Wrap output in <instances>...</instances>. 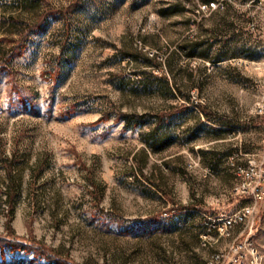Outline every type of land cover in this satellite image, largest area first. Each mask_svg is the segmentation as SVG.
<instances>
[{
    "label": "rangeland",
    "instance_id": "374dc122",
    "mask_svg": "<svg viewBox=\"0 0 264 264\" xmlns=\"http://www.w3.org/2000/svg\"><path fill=\"white\" fill-rule=\"evenodd\" d=\"M258 102L264 0H0V264H206Z\"/></svg>",
    "mask_w": 264,
    "mask_h": 264
},
{
    "label": "built area",
    "instance_id": "2783aa9c",
    "mask_svg": "<svg viewBox=\"0 0 264 264\" xmlns=\"http://www.w3.org/2000/svg\"><path fill=\"white\" fill-rule=\"evenodd\" d=\"M222 5V1H210L202 4L200 8L211 10ZM253 112L264 122V102L256 103ZM257 156L256 159L248 157L235 165L237 181L233 192L249 199L250 202L231 213H222L210 218L206 223L205 232L200 235L204 245L218 243L224 237L232 238L229 249L211 253L206 264H246L248 260L251 264H260L258 249L251 241V234L258 205L264 203V132L262 149ZM239 225H244V229H247L246 237H242L243 231L233 233Z\"/></svg>",
    "mask_w": 264,
    "mask_h": 264
},
{
    "label": "trees",
    "instance_id": "16d2710c",
    "mask_svg": "<svg viewBox=\"0 0 264 264\" xmlns=\"http://www.w3.org/2000/svg\"><path fill=\"white\" fill-rule=\"evenodd\" d=\"M75 4V3H74ZM74 4H72V5H70V6H68L67 8L71 11V10H73L74 9V7H75V5ZM48 12V13H47ZM47 12H45V13H43L42 15H40L39 17H38V19L35 21V22H33V23H31V24H27V25H25L24 26V31H26V34L25 35H21L20 36V38H18L17 40H16V45L11 49V57H13V56H15V55H19V50H21V46L24 44V38H25V36H27V34H29V32L31 31V30H33L35 27H37L38 25H40L41 23H43V21L48 17V15H49V13H50V11H47ZM15 42V41H14ZM17 50V51H16ZM10 235H13V231H8V236H10ZM36 249L37 250H41L43 253L44 252H47V253H49V254H51V256H56L55 254H53L52 253V251H51V249H49L48 247H46V246H44V245H38L37 247H36Z\"/></svg>",
    "mask_w": 264,
    "mask_h": 264
}]
</instances>
